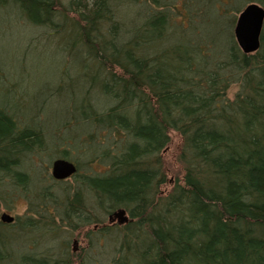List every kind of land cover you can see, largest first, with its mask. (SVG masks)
Masks as SVG:
<instances>
[{
    "label": "trees",
    "instance_id": "16d2710c",
    "mask_svg": "<svg viewBox=\"0 0 264 264\" xmlns=\"http://www.w3.org/2000/svg\"><path fill=\"white\" fill-rule=\"evenodd\" d=\"M251 4L264 8V0H0L6 25L39 32V50L51 46L25 63L14 59L24 52L19 38L0 39L20 74L2 79L10 61L0 56V201L24 193L31 204L26 219L0 227V264H264V28L252 55L233 34ZM36 89L43 104L30 114L21 100ZM57 134L66 138L58 159L79 169L71 185L17 171ZM172 134L182 176L169 186L162 153ZM121 209L129 222L110 225ZM92 225L102 261L71 251L74 234Z\"/></svg>",
    "mask_w": 264,
    "mask_h": 264
},
{
    "label": "rangeland",
    "instance_id": "374dc122",
    "mask_svg": "<svg viewBox=\"0 0 264 264\" xmlns=\"http://www.w3.org/2000/svg\"><path fill=\"white\" fill-rule=\"evenodd\" d=\"M238 19V15H236V20ZM237 23V21H236ZM230 25H227V28H229ZM235 29V28H234ZM4 31L5 36H0L1 42H6V45L10 42L12 43V45L15 43H13L12 41H15V38H19V41L22 42V44H18V46L22 47L23 49V54L18 58H14L15 60L17 59L20 62H27L30 58H38L41 59V57H45L46 53H38V57L36 55V52L41 51L42 49H51V46H49L46 43H43V47L40 46V50L38 49L37 45H39V42L41 41L40 39L44 38L41 37V35L39 34V32H36L35 30H31L28 29L27 27H24L23 25L20 24H16L15 26H9L6 25V23H4V19L0 16V31ZM233 34H234V30H233ZM40 36V37H39ZM38 38V39H37ZM29 41V42H28ZM9 45V44H8ZM11 45V46H12ZM10 46V45H9ZM16 47V49H19V47ZM34 47V49H33ZM1 50V49H0ZM35 51V54H34ZM6 55V56H5ZM0 54V56L4 59L8 58L10 62L6 61L4 62V60L2 59V63L4 62V74L1 76L2 79H6L5 81L8 80H12L15 81V78L18 79L17 72L15 71L14 65L11 64V62H15V61H11V56L7 55V54ZM7 64V65H5ZM18 66V65H17ZM51 68V67H50ZM51 74V71L47 73V76H49ZM20 75V74H19ZM18 75V76H19ZM43 77V76H42ZM44 78V77H43ZM45 79V78H44ZM26 80H29V78H26ZM1 82V81H0ZM236 89L232 90L231 93V97H233L234 93H235ZM37 91V89H36ZM34 93H30L28 95H26L24 97V100L22 98L21 100V104L23 105V107L29 109L27 113L30 114H34L35 111L37 110V104L39 103L40 106H42L43 104V99H44V95L43 96H39L38 91ZM13 94H15V91H12ZM25 94V92L22 94V96ZM36 94V95H35ZM37 96V97H35ZM39 96V97H38ZM59 103H53L52 105H50V107H48V111H46V113L48 114V117H45L47 123H45V125L49 124V120L50 119H54L56 116V112L55 108L57 109V107H59ZM58 113V112H57ZM29 115V114H27ZM53 117V118H52ZM55 120V119H54ZM63 134H57L54 136V141L52 140V143H49V147L47 150H45L44 152L41 151V153H38L36 156H31V160L26 161V163H24V166H22L20 169H18L17 171H22L26 174H30V175H34L35 173H40V175H50L51 171H52V164L54 161H56L58 159L59 156V149H61L62 147L66 146V141L65 139H63ZM172 138V143L170 144V146L168 147V149H165L162 153L163 155V160H164V166H165V172L168 175V183L169 186L172 184V182L176 179V178H181V166L177 161V157L179 154V150H180V140L179 137L172 134L171 136ZM53 139V138H52ZM56 143H58L59 145H56ZM49 150V151H48ZM74 151V149H71ZM55 155V158L52 160L51 157ZM76 155L78 156V160L80 161V165L81 168L88 171V169L90 168V162H87L85 158H83L84 156H81L80 151H78V153H76ZM52 160V161H51ZM99 168L103 169L104 165H97ZM96 170H100L98 168H96ZM73 179L67 180V184L66 186L71 185V183H73L72 181ZM11 180H9L8 182H5L3 190L4 191H12V186H11ZM169 186H165V188L163 189V192L167 191ZM11 193V192H10ZM29 194V193H28ZM15 200L13 201H0V216L2 215V213L4 211H9V214H11L14 217H19L20 219L24 220L26 219L25 217L27 215H29V210L31 207L30 204V200L29 198H27V196L24 193H19L17 196H15L14 198ZM31 199V198H30ZM33 203L37 204V201L33 199ZM32 213V212H31ZM30 216V215H29ZM96 217H98L96 214L94 215ZM118 220V219H115ZM61 226H63L62 223H60ZM96 229L93 225L89 226L88 228H81L79 231H77L73 238L71 239L70 242V246H71V251L74 250L75 251L72 253L75 254V256H80L82 257L83 254L86 255L88 257L89 253L90 256L94 257L97 260L102 261V256L104 257V253H102L99 256L95 255V251L97 250L95 249V247H97V245L94 247V244H97L96 240L97 237L94 236L92 234V230ZM89 234V235H88ZM86 235H88L86 237ZM74 241L76 242V244H74ZM113 240L112 239H108L109 242V246L107 248V255L108 257H110V255L108 253H111L112 250V245L111 243ZM93 244L92 248L94 249H90V246ZM51 245L53 246L54 243H51ZM91 250L89 252V249Z\"/></svg>",
    "mask_w": 264,
    "mask_h": 264
},
{
    "label": "water",
    "instance_id": "95a60500",
    "mask_svg": "<svg viewBox=\"0 0 264 264\" xmlns=\"http://www.w3.org/2000/svg\"><path fill=\"white\" fill-rule=\"evenodd\" d=\"M264 28V8L258 4L247 6L239 15L234 35L236 42L245 55L254 54L261 48V38ZM77 173L75 164L67 160H56L52 165V177L58 181H64ZM118 219L119 224L129 222L125 210L115 212L110 217V222ZM2 223L11 224L15 218L5 213L0 218Z\"/></svg>",
    "mask_w": 264,
    "mask_h": 264
},
{
    "label": "flooded vegetation",
    "instance_id": "af4514ba",
    "mask_svg": "<svg viewBox=\"0 0 264 264\" xmlns=\"http://www.w3.org/2000/svg\"><path fill=\"white\" fill-rule=\"evenodd\" d=\"M57 160H58V159H57ZM63 160H64V159H63ZM71 163L75 164L74 162H71ZM75 166H76V168H77V173H79L78 166H77L76 164H75ZM77 173H76V174H77ZM76 174H75L71 179H73V178L76 176ZM53 180H54V181H57V180H55L54 178H53ZM69 180H70V179H69ZM57 182H59V181H57ZM66 182H67V181H62L61 183H66ZM118 211H119V210H117V211H115V212H118ZM115 212H113L112 215H113ZM5 213L9 214V211H4V212L2 213V215L5 214ZM2 215H1V216H2ZM9 215H11V214H9ZM112 215L109 216V218H108V223H109L110 225H112V226H115V225H116V226H122L121 224L118 223V220H113V222H110V221H109V220H110V217H111ZM1 216H0V218H1ZM11 216H12V215H11ZM13 217H14V216H13ZM14 218H15V221H14L13 223H11V224H5V223H2L1 220H0V227H1V226H5V225H6V226H10V225L15 224L17 218H19V217H14ZM83 229H84V227H83ZM96 229H97V228H96ZM96 229H95V230H96ZM86 237H87V235H86ZM74 244H76L75 241H74ZM72 251L74 252V251H75V248H74V250H72Z\"/></svg>",
    "mask_w": 264,
    "mask_h": 264
}]
</instances>
